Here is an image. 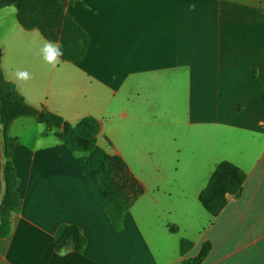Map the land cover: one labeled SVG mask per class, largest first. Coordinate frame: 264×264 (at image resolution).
<instances>
[{"label":"crops","instance_id":"obj_1","mask_svg":"<svg viewBox=\"0 0 264 264\" xmlns=\"http://www.w3.org/2000/svg\"><path fill=\"white\" fill-rule=\"evenodd\" d=\"M61 2L89 35L85 57L46 64V39L10 6L0 10V67L29 105L71 125L99 120L97 147L80 164L45 124H12L22 208L0 237V264H188L207 246L200 264H264V0ZM107 155L144 187L120 231L96 181ZM5 162L0 120V203ZM222 162L246 181L213 217L199 195ZM62 225L82 230V250L58 246ZM182 239L193 244L185 254Z\"/></svg>","mask_w":264,"mask_h":264},{"label":"trees","instance_id":"obj_2","mask_svg":"<svg viewBox=\"0 0 264 264\" xmlns=\"http://www.w3.org/2000/svg\"><path fill=\"white\" fill-rule=\"evenodd\" d=\"M13 6L17 11L20 25L27 31L37 30L42 36L62 46L61 60L75 63L82 60L90 46L89 35L71 18L61 0H0V10ZM34 118L45 124L50 132L63 142L73 153H81L80 164H84L86 155L97 147L100 122L93 117H86L78 124L71 125L60 116L46 109H37L27 103L16 86L8 82L0 67V120L3 128L5 146L4 182L5 192L0 203V237L6 238L11 233L12 217L22 208L18 193L19 179L12 162L13 150L17 139L10 136L12 124L20 118ZM64 129L61 132V129ZM101 194V207L115 230L123 228L126 214L139 197L144 194L143 185L134 177L125 161L117 155H107L101 163L96 176ZM246 174L230 162L218 164L207 187L199 195L204 209L217 217L225 208L228 196L239 198L244 191ZM177 233V228H171ZM74 240L77 249L82 250L85 237L80 228L62 225L56 232L58 246ZM189 240H181V252L185 254L191 247ZM208 246L188 264H200L206 257Z\"/></svg>","mask_w":264,"mask_h":264},{"label":"clouds","instance_id":"obj_3","mask_svg":"<svg viewBox=\"0 0 264 264\" xmlns=\"http://www.w3.org/2000/svg\"><path fill=\"white\" fill-rule=\"evenodd\" d=\"M40 54L46 64L55 68L61 62V57L63 56L62 46L59 42L45 40L40 48ZM15 75L20 81H28L32 78L31 74L26 70H18Z\"/></svg>","mask_w":264,"mask_h":264},{"label":"rangeland","instance_id":"obj_4","mask_svg":"<svg viewBox=\"0 0 264 264\" xmlns=\"http://www.w3.org/2000/svg\"><path fill=\"white\" fill-rule=\"evenodd\" d=\"M154 218L156 219V215H154ZM196 232V230L194 231V233ZM198 234V230H197V233H196V235ZM195 240H199V238L198 237H196L195 238Z\"/></svg>","mask_w":264,"mask_h":264},{"label":"water","instance_id":"obj_5","mask_svg":"<svg viewBox=\"0 0 264 264\" xmlns=\"http://www.w3.org/2000/svg\"><path fill=\"white\" fill-rule=\"evenodd\" d=\"M60 131H61V132H63V131H64V129L62 128Z\"/></svg>","mask_w":264,"mask_h":264}]
</instances>
